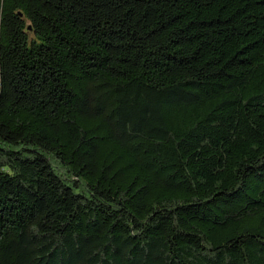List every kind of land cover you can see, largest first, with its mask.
<instances>
[{"label":"trees","instance_id":"16d2710c","mask_svg":"<svg viewBox=\"0 0 264 264\" xmlns=\"http://www.w3.org/2000/svg\"><path fill=\"white\" fill-rule=\"evenodd\" d=\"M0 264H264V0H0Z\"/></svg>","mask_w":264,"mask_h":264},{"label":"water","instance_id":"95a60500","mask_svg":"<svg viewBox=\"0 0 264 264\" xmlns=\"http://www.w3.org/2000/svg\"><path fill=\"white\" fill-rule=\"evenodd\" d=\"M28 29H30V28H28Z\"/></svg>","mask_w":264,"mask_h":264}]
</instances>
